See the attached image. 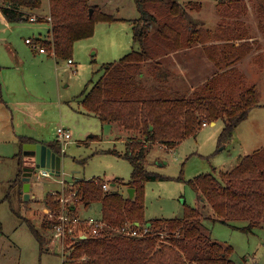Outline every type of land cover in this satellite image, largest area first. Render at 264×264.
Masks as SVG:
<instances>
[{
  "label": "rangeland",
  "instance_id": "1",
  "mask_svg": "<svg viewBox=\"0 0 264 264\" xmlns=\"http://www.w3.org/2000/svg\"><path fill=\"white\" fill-rule=\"evenodd\" d=\"M90 1L114 19H99L93 34L76 40L71 62L41 53L26 43L25 38L29 37L40 44L36 40L46 36L45 23L25 21L6 26L0 18V264H63L69 237L62 244L54 242L53 225L44 229L41 220L55 221L58 217L57 212L50 213L44 205L46 193L61 191L60 197L66 196L60 200L61 206L71 203L70 195L63 192L64 182H71L74 177L100 176L108 181L110 189L128 194L132 166L115 151L122 153L124 141L134 133L119 127L118 122L101 121L97 115L85 111L81 92L99 78L103 63L116 61L137 48L132 39V19L139 12L135 0ZM180 1L187 5L188 11L189 6L194 7L190 14L204 28H215L222 21L234 30L243 31L245 47L250 50L245 51L246 55L237 60L233 69H228L226 60L216 64L201 44L194 45L197 50L193 52L202 58H191L190 65L178 63L175 69L176 73L188 72L186 78L180 75L177 79L186 85L181 84L172 92L168 89L174 87L172 82L156 83L159 65L162 61L165 66L169 64L164 58L166 54L160 58L157 69L151 67L152 75L144 67L137 76V84L145 87L148 96L161 93L171 97L177 92L190 91L213 75L226 76V79L235 78L242 86L255 84L259 91L258 104L249 109L226 142L219 141L223 126L219 118L215 123L202 125L175 147L158 142L148 146V168L166 177L143 183L146 218L182 216L187 206L195 204V191L187 183L189 178L203 172H217L216 169L228 167L233 161L236 164L239 153L251 152L264 143V0ZM41 8L48 12V0H42ZM57 126L72 132L62 151L60 148V169L50 177L37 178L33 173L30 198L25 200L19 160L23 162L22 168L32 160L23 153L25 142L20 147L21 137L56 142ZM73 202L79 215H100L99 202L87 207L76 199ZM247 223L248 220L222 222L206 218L202 228L213 239L232 246L230 257L236 264H264V222L252 230L238 228ZM29 224L42 233L43 245Z\"/></svg>",
  "mask_w": 264,
  "mask_h": 264
},
{
  "label": "trees",
  "instance_id": "2",
  "mask_svg": "<svg viewBox=\"0 0 264 264\" xmlns=\"http://www.w3.org/2000/svg\"><path fill=\"white\" fill-rule=\"evenodd\" d=\"M135 2L139 15L132 19V39L137 48L116 61L103 63L99 78L81 92L85 111L97 115L101 121L118 122L119 127L134 133L124 141L122 153L115 151L132 166L128 185L135 188L134 197L104 189L100 176L74 177L71 182H64L63 192H74L71 203H67L73 212L76 211L73 199L86 207L99 202V217L108 226L125 223L141 226L149 222L148 232L127 236L104 229L101 235H73L68 239L63 264H236L230 257L232 246L213 239L203 230L202 222L206 218L222 222L248 220L246 225L238 226L243 230H252L264 222V144L240 156L229 169L214 167L217 172L189 178L187 183L195 191V204L187 206L182 216L146 218L143 183L166 177L148 168L151 143L175 147L181 139L195 134L204 121L219 118L223 121L219 141H228L249 109L258 104V88L255 84L242 86L235 78L213 75L190 91L171 97L161 93L148 96L145 87L137 84V76L145 66L149 73L153 71L167 52L198 44L214 63L226 60V67L233 69L237 60L246 55L245 51L250 50L245 47L246 40L243 41L245 33L222 21L215 28L202 27L190 14L194 7L189 6L188 11L180 0ZM41 7L42 0H0V10L10 23L31 21L32 16H36L32 21H41L44 16L35 13ZM47 11V37L36 41L57 59H69L74 42L93 34L96 21L114 19L90 0H48ZM226 23L232 25L235 20ZM236 40L240 42L236 44ZM33 140L21 137L20 147L23 142ZM49 145L60 152L58 138ZM19 164L21 171L23 162L19 160ZM60 193L48 192L43 198L52 212L61 208ZM53 224L52 219L41 220L44 229ZM29 227L43 245L42 233L33 224Z\"/></svg>",
  "mask_w": 264,
  "mask_h": 264
},
{
  "label": "built area",
  "instance_id": "3",
  "mask_svg": "<svg viewBox=\"0 0 264 264\" xmlns=\"http://www.w3.org/2000/svg\"><path fill=\"white\" fill-rule=\"evenodd\" d=\"M35 17L36 16H32L30 18L31 21L34 20ZM25 41L32 45L33 49H38L39 52H47L44 46L35 43L32 38H25ZM68 61L71 62V59L69 58ZM206 124V121L202 123V125ZM56 132L57 138L61 142L62 151V146L68 143L72 136V132L69 128H65L63 126H57ZM33 173L37 178L50 177L53 174L52 170L47 167H37ZM102 187L104 189L109 188V183L107 180L102 181ZM69 195L70 197H73L74 192H70ZM64 197L60 198V200H65ZM50 213L53 212L50 210ZM57 216L58 217L53 224L52 240L61 244L66 237L71 238L73 235L77 234L78 237H81L80 235L86 236L87 233L92 235H101L103 232H105L103 231L104 229L127 236H140L148 232V224L140 226L138 223H125L112 228L108 226V224L99 216L94 217L92 215H79L76 212L71 211L67 203L61 206L60 210L57 212Z\"/></svg>",
  "mask_w": 264,
  "mask_h": 264
},
{
  "label": "water",
  "instance_id": "4",
  "mask_svg": "<svg viewBox=\"0 0 264 264\" xmlns=\"http://www.w3.org/2000/svg\"><path fill=\"white\" fill-rule=\"evenodd\" d=\"M89 12H92V8L89 9ZM23 153L32 160L31 164L23 166L21 176L23 181L22 192L25 200H28L30 198L31 189L30 178L35 168L47 167L50 168L53 173L58 172L61 166V155L59 152H56L54 149H52L51 146L41 141L25 142L23 145ZM127 193L130 198H133L135 188L128 187ZM147 224L149 225V222ZM80 236L85 237V235Z\"/></svg>",
  "mask_w": 264,
  "mask_h": 264
},
{
  "label": "crops",
  "instance_id": "5",
  "mask_svg": "<svg viewBox=\"0 0 264 264\" xmlns=\"http://www.w3.org/2000/svg\"><path fill=\"white\" fill-rule=\"evenodd\" d=\"M43 11L44 10L41 8V10L39 12H36L35 11V13H38L39 15H42V16H44V14H45V16H46V13L43 12ZM41 12H43L44 14L41 13ZM0 18L3 20V22L5 23L6 26H9V24H13V23L8 22V20L6 19V17L4 16V14L1 12V10H0ZM33 22L40 23V24L41 23H45L46 24V26H44V27H46V36L45 37H47V30H48V26H49L48 21L45 18H42L41 21H38V22L37 21H33ZM193 50H197V49L191 47V48H185L183 50H177V51H174V52H171V53L166 54L164 58H166V62L169 63V64H167L165 66L164 65V62L162 61V64L159 65V67L157 69V78H158V80H157L156 83H158V84L161 83L162 85H165V84H169V81H170V82H172L174 84V87L173 88H168V89L170 91H172V92L174 90L177 91L178 89H175V88L177 86H179V85L182 84V83H179L177 81V79L179 78L180 75H183V77L186 78V74H188V72H185L184 70H181L180 72H177V73L175 72V69L177 68L178 63H181V64L183 63V64H186V65H190L189 64V60L191 58H199V59L202 58L200 55L196 54L197 52H193ZM41 53H44V52H41ZM13 56H14V54H13ZM171 67L174 69V71L171 69ZM182 85H186V84H182ZM212 123H215V121L212 122ZM33 141H41V140H33ZM41 142H44L47 145H49V143L47 141H41ZM260 146H258V147H260ZM258 147H256L255 149H257ZM246 153H248V152L243 151L242 153H239L236 156V159L235 160H238V158L240 156H242L243 154H246ZM234 165H235V161H233L231 163V165L228 166V167L223 166V167H220V168H222V169H229V168L233 167Z\"/></svg>",
  "mask_w": 264,
  "mask_h": 264
},
{
  "label": "flooded vegetation",
  "instance_id": "6",
  "mask_svg": "<svg viewBox=\"0 0 264 264\" xmlns=\"http://www.w3.org/2000/svg\"><path fill=\"white\" fill-rule=\"evenodd\" d=\"M32 161H30L29 163L31 164Z\"/></svg>",
  "mask_w": 264,
  "mask_h": 264
}]
</instances>
